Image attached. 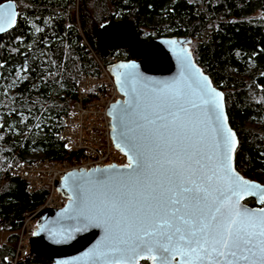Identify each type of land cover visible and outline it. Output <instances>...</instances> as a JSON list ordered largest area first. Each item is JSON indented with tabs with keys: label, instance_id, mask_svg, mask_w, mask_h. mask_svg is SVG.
Masks as SVG:
<instances>
[{
	"label": "water",
	"instance_id": "95a60500",
	"mask_svg": "<svg viewBox=\"0 0 264 264\" xmlns=\"http://www.w3.org/2000/svg\"><path fill=\"white\" fill-rule=\"evenodd\" d=\"M8 2L2 0L0 5ZM12 4L7 11L14 12V22L10 24L4 16L0 26L5 30L0 33L11 30L18 18V5L14 0ZM137 28L131 19L113 18L92 29L103 56L119 48L129 51L127 60L119 59L107 67L123 95L107 111L111 116L109 135L129 163V157L133 158V167L112 163L71 169L55 180L57 195L63 192L68 203L35 213L33 217H40L29 240L30 254L43 256L48 264H115L117 260L124 264V259L133 255L109 251L122 234L99 212L101 201L115 202L113 215L132 225L129 235L141 224L152 222L156 213L177 208L181 215L187 209L197 220L210 223H219L236 211L264 208L258 190L239 184L236 190L244 193L242 198L230 191V184L239 183L236 177L261 188L264 183L244 177L235 168L238 135L230 127L225 94L193 57L192 37L145 39ZM133 63L135 69L120 67ZM128 72L131 76L126 78ZM213 97H218L219 109L205 103ZM230 134H234V149L225 144L224 138ZM185 188L191 191L185 192ZM250 199L255 200L254 205L246 203ZM142 260L152 264L147 252L136 264Z\"/></svg>",
	"mask_w": 264,
	"mask_h": 264
},
{
	"label": "trees",
	"instance_id": "16d2710c",
	"mask_svg": "<svg viewBox=\"0 0 264 264\" xmlns=\"http://www.w3.org/2000/svg\"><path fill=\"white\" fill-rule=\"evenodd\" d=\"M14 1L15 25L0 33V229L8 231L0 264H13L6 257L15 255L22 222L49 192L48 185L27 191L13 168L29 154L52 160L82 154L60 137L61 119L76 100L77 81L98 72L83 39L101 56L92 29L109 19L133 20L145 39L192 37L193 57L225 94L238 135L235 168L264 183V0ZM114 51L129 57L128 49ZM32 255L16 264H48Z\"/></svg>",
	"mask_w": 264,
	"mask_h": 264
},
{
	"label": "snow or ice",
	"instance_id": "6c2138e0",
	"mask_svg": "<svg viewBox=\"0 0 264 264\" xmlns=\"http://www.w3.org/2000/svg\"><path fill=\"white\" fill-rule=\"evenodd\" d=\"M12 8V0L0 5V20L8 16L9 23H13L15 14L7 11ZM4 30L0 26V31ZM120 67L131 70L137 65L122 64ZM125 76H131V72L125 73ZM166 87L168 86L165 85ZM205 103H211L217 109L221 107L218 97H213L212 101ZM224 139L226 145H230L231 149L235 148L234 134L227 135ZM132 159L130 156V163L125 167H133ZM168 163L171 164L172 161L169 160ZM208 179L211 180L212 177ZM235 181L239 183L235 186L229 185L233 195L242 198L244 193L237 191L236 187H239V184L247 185L248 189L259 191V199L264 203V188L258 184L240 181L238 177ZM184 191L189 192L191 189L185 188ZM247 194L257 195V192L248 191ZM169 203L177 204L179 201L170 200ZM116 209L115 202L101 201L99 206V212L120 228L122 234L109 251L133 254L124 259V264H136L137 258L144 252L148 253L152 264H264V208L258 211L244 209L236 211L234 215L229 213L219 223L205 222L202 218L197 220L195 214L187 209L181 215V210L177 208L163 214L156 213L152 222L141 224L131 235L128 233L132 225L117 219L113 215ZM211 220L216 221V216H212ZM53 235L55 237V234ZM64 264L71 262L66 261ZM115 264H121V261L117 260Z\"/></svg>",
	"mask_w": 264,
	"mask_h": 264
},
{
	"label": "built area",
	"instance_id": "2783aa9c",
	"mask_svg": "<svg viewBox=\"0 0 264 264\" xmlns=\"http://www.w3.org/2000/svg\"><path fill=\"white\" fill-rule=\"evenodd\" d=\"M90 50L89 40L84 37L83 42ZM122 59L115 51H111L107 57L98 59L99 77L89 74L84 80L77 81L78 91L74 100L62 115L61 132L59 135L68 142L71 149L82 151L79 158L74 160H52L44 154H31L34 166L27 163L17 171V175L26 178L27 191H35L44 184L48 185V195L43 204L26 215L20 227L17 238L18 245L15 255H8L7 262L16 264L17 260L29 253L30 238L35 234L37 221L40 215H33L44 208H61L68 198L62 192L57 195L56 179H62L63 175L71 169H93L97 166L105 167L107 164H129L126 154L114 145V139L109 133L110 114L108 106L116 102L123 95L114 82L113 74L107 69ZM41 163L42 167L39 165ZM18 169V168H17ZM40 175L43 177L37 176Z\"/></svg>",
	"mask_w": 264,
	"mask_h": 264
},
{
	"label": "bare ground",
	"instance_id": "6f19581e",
	"mask_svg": "<svg viewBox=\"0 0 264 264\" xmlns=\"http://www.w3.org/2000/svg\"><path fill=\"white\" fill-rule=\"evenodd\" d=\"M18 13V12H17ZM96 47L98 48V44H97V42H96ZM120 49V48H119ZM123 49V48H122ZM98 50V52L101 54V56H99L98 54H97V52L91 47L90 48V56L95 60V61H97L98 59H102V58H105V57H107L108 56V54L106 55V56H103L102 55V51L100 50V48H98L97 49ZM111 53V52H110ZM109 53V54H110ZM102 57V58H101ZM98 62V61H97ZM90 74H93V75H95V76H97V77H99L100 76V74L99 73H97V72H95V73H90ZM88 75H89V73H87V74H85V75H83L79 80L81 81V80H84L86 77H88ZM78 80V81H79ZM76 89H77V91H78V86L76 85ZM63 115V114H62ZM27 163V165H29V166H31L32 167V165L34 166V160L33 159H31L30 158V154H29V156H26V158H25V160H23L22 162H20L18 165H16L14 168H13V174L15 175V176H19L20 178H22V179H24L25 181H26V183H28V180L26 179V178H24V177H22V176H20L19 174L17 175L16 173H17V171H19V169L20 168H22L25 164ZM41 167H42V165H41V163L39 164ZM18 168V169H17ZM17 170V171H16ZM37 176H39V177H41V178H43L41 175H40V173L37 175ZM44 185H47V184H44Z\"/></svg>",
	"mask_w": 264,
	"mask_h": 264
},
{
	"label": "rangeland",
	"instance_id": "374dc122",
	"mask_svg": "<svg viewBox=\"0 0 264 264\" xmlns=\"http://www.w3.org/2000/svg\"><path fill=\"white\" fill-rule=\"evenodd\" d=\"M258 14H262V13H258ZM34 154H40V153H34ZM254 201H255L254 199H250V200H247L246 203L251 204V203H254ZM7 234H8V231L0 229V242L5 241ZM141 263L150 264V262H147V261H144V260H142Z\"/></svg>",
	"mask_w": 264,
	"mask_h": 264
}]
</instances>
